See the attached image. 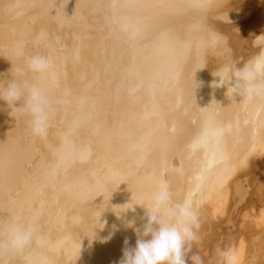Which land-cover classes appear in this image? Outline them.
I'll return each mask as SVG.
<instances>
[{"label":"bare ground","instance_id":"1","mask_svg":"<svg viewBox=\"0 0 264 264\" xmlns=\"http://www.w3.org/2000/svg\"><path fill=\"white\" fill-rule=\"evenodd\" d=\"M260 35L264 0H0V264H120L162 185L198 217L186 264H264V91L230 88ZM11 80L45 89V137ZM14 227L33 234L20 251Z\"/></svg>","mask_w":264,"mask_h":264},{"label":"clouds","instance_id":"2","mask_svg":"<svg viewBox=\"0 0 264 264\" xmlns=\"http://www.w3.org/2000/svg\"><path fill=\"white\" fill-rule=\"evenodd\" d=\"M253 46L264 48V35L257 36L253 41ZM17 56L24 55V44L17 41L15 44ZM27 67L40 78L47 77L53 71V61L45 56H33L27 59ZM24 69L17 68V74L22 75ZM235 84L230 87L234 92L239 93L244 98L252 99L254 95L264 91V84L257 83L258 78L264 74V54L257 57L250 63H246L242 69L233 73ZM232 74V75H233ZM232 75L227 84L232 79ZM8 103L23 100L24 110L30 114L31 133L37 137H45L50 119V103L45 89L39 85L22 87L15 80H11L4 93ZM170 193L166 185H162L156 191L151 200L144 206L147 216V224L139 234L135 248H125L120 264H186L185 256L191 252L193 243L198 241L195 229L199 227L198 217L193 209L190 199H186L182 204L169 207ZM132 226V222H129ZM151 235V239H144ZM30 229L14 227L11 229L7 245L15 251L23 250L32 241ZM40 242L39 240L37 241ZM125 244H128L127 239ZM4 242H0L3 246ZM193 264H203L199 254L191 256ZM217 264H237V256L231 249L217 250Z\"/></svg>","mask_w":264,"mask_h":264},{"label":"rangeland","instance_id":"3","mask_svg":"<svg viewBox=\"0 0 264 264\" xmlns=\"http://www.w3.org/2000/svg\"><path fill=\"white\" fill-rule=\"evenodd\" d=\"M243 223H244V222L241 223L243 226H242L241 224H239V225H241L240 228H239L240 230H241L242 227H245V225H244L245 223H244V224H243ZM242 230H243V229H242Z\"/></svg>","mask_w":264,"mask_h":264}]
</instances>
